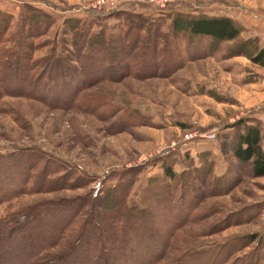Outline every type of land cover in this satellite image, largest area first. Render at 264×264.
<instances>
[{
	"label": "rangeland",
	"instance_id": "374dc122",
	"mask_svg": "<svg viewBox=\"0 0 264 264\" xmlns=\"http://www.w3.org/2000/svg\"><path fill=\"white\" fill-rule=\"evenodd\" d=\"M97 1L0 0V10L12 15V28L26 6L51 15L53 24L34 39L35 58L51 50L67 55L73 37L62 29L70 17H95L92 31L127 29L129 39L138 14L162 21L159 33L165 35L171 18L180 14L228 16L242 31L237 39L220 42L166 35L150 65L136 57L138 44L132 54L124 52L132 68L120 65L106 75L88 56L77 84L56 75L34 84L1 78V89H17L0 96V220L16 212L18 222L9 225L19 228L11 242L0 238V264H23L29 254L24 264H58L94 192L113 186L114 173L125 167L136 168L129 201L139 202L152 191L173 196L176 203L173 212L160 208L167 248L152 264H264V176L254 177L249 162L233 156L237 128L229 127L264 114V68L248 57L256 46L264 47V0H169L164 7L152 0H104V6ZM206 130H215V140H182L186 133ZM172 142L178 146L170 148ZM261 145L264 149V135ZM168 150L180 184L166 179L158 162ZM84 201L61 243L31 247L29 254L14 246L22 221L34 218L31 207L53 202L65 209L54 214L59 219L72 212L67 207Z\"/></svg>",
	"mask_w": 264,
	"mask_h": 264
},
{
	"label": "trees",
	"instance_id": "16d2710c",
	"mask_svg": "<svg viewBox=\"0 0 264 264\" xmlns=\"http://www.w3.org/2000/svg\"><path fill=\"white\" fill-rule=\"evenodd\" d=\"M26 7L27 10L20 14L13 28L12 15L0 10V79L26 80L34 84L42 78L48 81L56 75L65 79L69 77L70 85L75 81L77 84L81 83L82 72L86 71L85 59L88 56L99 63L101 73L104 71L106 75L108 71H113L120 65L132 68L133 66L128 65L132 59L126 60V56L135 51L138 44L141 50L136 52V57L139 61L150 65V62L156 64L159 40L166 35L173 40L179 36H189L220 42L233 41L242 31L240 24L228 16L180 14L171 18L165 35L163 32L159 33L163 25L162 21L157 23L156 20L138 14L133 15L137 18L135 24H132L135 32L129 39L127 29L113 33L106 29L92 31V26L98 20L95 17L90 21L70 17L63 21L62 29L64 34L65 31L66 33L70 31L73 37L72 49H66L67 55L56 54L55 50H51L49 54L35 58L33 53L38 45L34 39L43 35L54 20L44 11ZM37 19L42 20L37 21ZM64 40L61 39L62 42ZM249 41L250 39L244 40L247 43ZM173 48H176V44ZM124 52L128 55L124 56ZM248 57L251 62L264 68V47L256 46ZM138 60L136 58L137 66ZM73 62L78 67L71 65ZM13 88L17 89L4 85L2 89L0 88V96L4 92H11ZM19 92H23L22 89ZM229 127L237 128L232 148L233 156L239 162H249L254 177L264 176V151L261 145L263 134L260 121L257 118L249 120L241 118L229 124ZM219 149L222 152L221 145ZM170 152L163 151L158 157L160 158L158 162L163 166L164 177L177 182L180 175L174 173L168 163L174 155ZM134 169L136 168L125 167L117 171L114 173L117 178L113 186H104L94 192L85 220L70 237L67 246L60 250L58 264H152L153 261L163 257L162 253L167 248V244L165 235L159 229L161 222L159 212L160 208L164 212H173L172 208H176V203L173 196L157 197L152 191L149 196L144 195L140 198L139 202L129 201L128 194L136 176ZM178 187L182 188L179 185ZM85 202L79 206L67 207L71 208L72 212L62 215L63 217L59 219L55 217L56 213L61 214L65 209H57V205L53 202L31 207L30 211L34 218L22 221L23 233L14 240V246H18L19 252L29 254L32 252L31 247L34 250H44L61 243L65 233L73 230L74 217L81 211ZM154 203H158L160 207ZM52 211L56 212L52 213ZM53 215L57 219L55 223L50 221ZM17 217L19 216L15 212L7 215L6 219L0 220V227L8 229L6 234V231L0 228L2 240L4 238L10 240L14 233L18 232L16 230L19 227L9 225L18 222ZM31 255L29 254V258ZM29 258L21 263H26ZM38 263L40 264L39 260Z\"/></svg>",
	"mask_w": 264,
	"mask_h": 264
},
{
	"label": "built area",
	"instance_id": "2783aa9c",
	"mask_svg": "<svg viewBox=\"0 0 264 264\" xmlns=\"http://www.w3.org/2000/svg\"><path fill=\"white\" fill-rule=\"evenodd\" d=\"M98 6H104L106 4V1L104 0H98ZM153 4L157 7H164L169 0H152ZM216 138V132L215 130H206L202 132H189L183 135V141H192L194 140H208V141H213ZM176 145L175 142H172V145H170V148H175Z\"/></svg>",
	"mask_w": 264,
	"mask_h": 264
},
{
	"label": "crops",
	"instance_id": "0c3cea01",
	"mask_svg": "<svg viewBox=\"0 0 264 264\" xmlns=\"http://www.w3.org/2000/svg\"><path fill=\"white\" fill-rule=\"evenodd\" d=\"M259 118V119H258ZM257 119L260 121V125H261V128H262V134L264 135V114L262 115H259L257 117ZM263 138V137H262ZM263 148V147H262ZM264 151V149H263Z\"/></svg>",
	"mask_w": 264,
	"mask_h": 264
}]
</instances>
